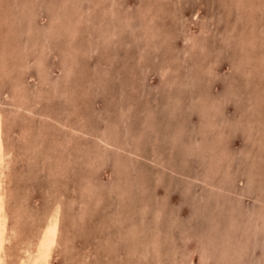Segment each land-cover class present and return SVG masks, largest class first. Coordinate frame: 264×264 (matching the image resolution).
<instances>
[{"label":"rangeland","instance_id":"rangeland-1","mask_svg":"<svg viewBox=\"0 0 264 264\" xmlns=\"http://www.w3.org/2000/svg\"><path fill=\"white\" fill-rule=\"evenodd\" d=\"M93 1L0 0L7 264L56 202L52 264H264V0Z\"/></svg>","mask_w":264,"mask_h":264},{"label":"bare ground","instance_id":"bare-ground-1","mask_svg":"<svg viewBox=\"0 0 264 264\" xmlns=\"http://www.w3.org/2000/svg\"><path fill=\"white\" fill-rule=\"evenodd\" d=\"M93 1V0H92ZM95 1V0H94ZM94 1H93V3H94ZM238 1V0H237ZM14 2V1H13ZM23 1H21V3H22ZM102 2H104V3H106L105 1H102ZM230 2V1H229ZM232 2H233V0H232ZM240 2H241V0H240ZM11 3V2H10ZM26 3H27V1H26ZM25 3V4H26ZM85 3V2H84ZM92 3V4H93ZM225 3H226V1H225ZM237 3H239V2H237ZM256 3V2H255ZM60 4V3H59ZM66 4V3H65ZM74 4V3H73ZM101 4V3H100ZM107 4V3H106ZM109 4V3H108ZM113 4V3H112ZM243 4V3H242ZM64 5V4H63ZM90 5V4H89ZM109 5H111V4H109ZM6 6V5H5ZM11 6V5H10ZM79 6V5H78ZM91 6V5H90ZM104 6H106V5H104ZM152 6V5H151ZM224 6V5H223ZM245 6V5H244ZM65 7V6H64ZM69 7V6H68ZM70 7H71V4H70ZM85 7V6H84ZM96 7V6H95ZM109 7V6H108ZM111 7H112V5H111ZM154 6H152V8H153ZM110 8V7H109ZM152 8H151V11H152ZM23 9V8H22ZM73 9V8H72ZM76 9V8H75ZM86 9V8H85ZM88 9H90V8H88ZM25 10V9H24ZM68 10H69V8H68ZM74 10V9H73ZM82 10V9H81ZM251 10V9H250ZM9 11H11V10H9ZM8 11V12H9ZM77 11V10H76ZM83 11H85V10H83ZM154 12H156V10H153ZM13 12V11H12ZM62 12V11H61ZM72 12V11H71ZM70 12V13H71ZM223 12V11H222ZM231 12V11H230ZM229 12V13H230ZM244 12V11H243ZM256 12V11H255ZM7 12H5V14H6ZM17 13V12H16ZM79 13V12H78ZM82 13V12H81ZM28 14V13H27ZM111 14V13H110ZM70 15H72V13L70 14ZM75 15V14H74ZM84 15V14H83ZM85 15H86V13H85ZM103 15V14H102ZM105 15V14H104ZM103 15V16H104ZM112 15V14H111ZM110 15V16H111ZM155 15V14H154ZM231 15V14H230ZM1 16V15H0ZM14 16H16V15H14ZM56 16V15H55ZM137 16V15H136ZM141 16V15H140ZM139 16V17H140ZM150 16V15H149ZM153 16V15H152ZM215 16V15H214ZM228 16V15H227ZM226 16V17H227ZM7 17V16H6ZM18 17H19V15H18ZM83 17V16H82ZM87 17V16H86ZM142 17V16H141ZM216 17V16H215ZM16 18H17V16H16ZM25 18H27V16L25 17ZM80 19H81V17H79ZM100 18V17H99ZM144 18V17H143ZM152 18V17H151ZM209 18V17H208ZM18 19V18H17ZM76 19V18H75ZM94 19V18H93ZM103 19H104V17H103ZM106 19V18H105ZM130 19V18H129ZM133 19V18H132ZM137 19V18H136ZM141 19V18H140ZM146 18H144V20H145ZM9 20V19H8ZM78 20V19H77ZM76 20V21H77ZM83 20H85V19H83ZM83 20H81V21H83ZM227 20V19H226ZM38 21V20H37ZM40 21V20H39ZM59 21H60V19H59ZM70 21V20H69ZM80 21V20H79ZM86 22H87V20H85ZM89 21V20H88ZM123 21V20H122ZM121 21V22H122ZM137 21V20H136ZM1 22V21H0ZM34 22V21H33ZM68 22V21H67ZM9 24H10V22H8ZM11 23H14V22H12V20H11ZM27 23V22H26ZM35 23V22H34ZM72 23H74V22H72ZM71 23V24H72ZM116 23V22H115ZM128 23V22H127ZM156 23V22H155ZM69 24V23H68ZM81 24V23H80ZM85 24V23H84ZM112 24H114V23H112ZM130 24V23H129ZM14 25H15V23H14ZM19 25H20V23H19ZM34 25V24H33ZM98 25V24H97ZM51 26V25H50ZM85 26V25H84ZM102 26V25H101ZM111 26H115V25H111ZM133 26V25H132ZM154 26H155V24H154ZM3 27H5L4 25H3ZM11 27H13L12 25H11ZM63 27H64V25H63ZM74 27V26H73ZM81 27V26H80ZM131 27V26H130ZM138 27V26H137ZM7 29H8V27H6ZM14 28V27H13ZM33 28V29H32ZM65 28V27H64ZM67 28V27H66ZM66 28H65V30H66ZM133 28V27H132ZM53 29V28H52ZM113 29V28H112ZM149 30H150V28H148ZM151 29H153L154 30V27H152ZM19 30V29H18ZM28 31H32V30H34V26L32 27V25L30 26H28V29H27ZM153 30H152V32H153ZM21 31H23V30H21ZM52 31V30H51ZM4 32V31H3ZM34 32V31H33ZM64 32V31H63ZM69 32V31H68ZM89 32V31H88ZM101 32V31H100ZM114 32V31H113ZM119 32V31H118ZM117 32V33H118ZM144 32V31H143ZM148 32V31H147ZM150 32V31H149ZM5 33V32H4ZM16 32H14V34H15ZM78 33V32H77ZM114 33H116V32H114ZM113 33V34H114ZM151 33V32H150ZM252 33V32H251ZM12 34V33H11ZM17 34V33H16ZM20 34H22V32L21 33H19V35ZM71 34V33H70ZM111 34H112V32H111ZM120 34V33H119ZM68 35V34H67ZM79 35V34H78ZM90 35V34H89ZM148 35H149V33H148ZM249 35V34H248ZM15 36V35H14ZM21 36V35H20ZM33 36V35H32ZM71 36V35H70ZM109 36V35H108ZM112 36V35H111ZM117 36V35H116ZM1 37V36H0ZM7 37V36H6ZM11 38H12V36H10ZM19 37V36H18ZM22 37V36H21ZM74 37V36H73ZM78 37V36H77ZM118 37V36H117ZM227 37H229V36H227ZM244 37V36H243ZM66 38V37H65ZM71 38V37H70ZM114 38H116V37H114ZM230 38H232V37H230ZM248 38V37H247ZM13 39V38H12ZM15 39V38H14ZM22 39V38H21ZM29 39V38H28ZM227 39H229V38H227ZM250 39V38H249ZM18 40H20V39H18ZM26 40V39H25ZM36 40V39H35ZM42 40V39H41ZM68 40V39H67ZM148 40V39H147ZM146 40V41H147ZM2 41V40H1ZM10 41V40H9ZM16 41V40H15ZM37 41V40H36ZM35 41V42H36ZM251 41V40H250ZM240 42V41H239ZM243 42V41H242ZM253 42V41H252ZM251 42V43H252ZM14 43V42H13ZM67 43V42H66ZM79 43V42H78ZM250 43V42H249ZM27 44V43H26ZM26 44H24L25 45V47L27 48V46H26ZM28 45H30V44H28ZM71 45V44H70ZM69 44L67 45V46H70ZM252 45H254V44H252ZM32 46V45H31ZM93 46V45H92ZM251 46V45H250ZM55 47V46H54ZM66 47V46H65ZM75 47V45H73V47H72V49ZM253 47V46H252ZM24 48V47H23ZM28 48H29V46H28ZM246 48V47H245ZM62 49V48H61ZM61 49H59V50H61ZM71 49V51H73ZM24 50H26V49H24ZM49 50H50V48H49ZM55 50V49H54ZM67 50H68V48H67ZM70 50V49H69ZM76 50V49H75ZM74 50V51H75ZM79 50V49H78ZM7 51V50H6ZM36 51V50H35ZM56 51V50H55ZM65 51V50H64ZM31 52V51H30ZM53 52V51H52ZM5 52H3V54H2V57H1V61H0V69H2L5 65H6V58H7V54L5 53ZM8 53V52H7ZM32 53V52H31ZM250 53V52H249ZM26 54V53H25ZM38 54V53H37ZM48 54V53H47ZM60 54V53H59ZM64 54V53H63ZM34 55V54H33ZM61 55V54H60ZM260 55V54H259ZM259 55L257 56V57H259ZM264 55V54H263ZM23 56V55H22ZM35 56V55H34ZM59 56V55H58ZM65 56V55H64ZM30 57H32V56H30ZM37 57V56H36ZM243 57V56H242ZM253 57V56H252ZM25 58V57H24ZM45 58V57H44ZM60 58V57H59ZM65 58V57H64ZM239 58V57H238ZM28 59V58H27ZM46 59H47V57H46ZM58 59V58H57ZM24 60V59H23ZM30 60H31V58H30ZM250 60V59H249ZM263 60V59H262ZM21 61V60H20ZM44 61V60H43ZM50 61V60H49ZM30 62V61H29ZM47 62V61H46ZM22 63V62H21ZM20 63V64H21ZM23 63H24V61H23ZM18 64V63H17ZM33 64V63H32ZM65 64V63H64ZM238 64V63H237ZM3 65V66H2ZM23 65V64H22ZM31 65V64H30ZM259 65V64H258ZM20 66V65H19ZM26 66H27V64H26ZM58 66H59V64H58ZM35 67V66H34ZM12 68H13V66H12ZM19 68V67H18ZM17 68V69H18ZM25 68H27L28 69V67H25ZM48 68V67H47ZM7 69V68H6ZM14 69V68H13ZM16 69V68H15ZM26 69V70H27ZM31 69V68H30ZM30 69H28V70H30ZM37 69V68H36ZM35 68H34V70H36ZM50 69V68H49ZM8 70H9V68H8ZM45 70H46V68H45ZM51 70V69H50ZM73 70V69H72ZM163 70V69H162ZM17 71V70H16ZM165 71V70H164ZM168 71V70H167ZM2 72V71H1ZM9 72H10V70H9ZM21 72V71H20ZM26 72V71H25ZM24 72V73H25ZM166 72V71H165ZM12 73H13V71H12ZM19 73V72H18ZM17 73V74H18ZM23 73V72H22ZM41 73V72H40ZM51 73H53V72H51ZM73 73V72H72ZM10 74H11V72H10ZM38 74V73H37ZM4 75V74H3ZM35 75H36V72H35ZM39 75V74H38ZM2 76V75H1ZM0 76V77H1ZM6 76V75H5ZM20 76V75H19ZM43 76H45V75H43ZM15 77V76H14ZM17 78H18V76H16ZM52 77H54V76H52ZM2 78V77H1ZM5 78V77H4ZM20 78V77H19ZM18 78V79H19ZM50 78H51V76H50ZM70 78V77H69ZM65 79V78H64ZM71 79V78H70ZM92 79V78H91ZM2 80V79H1ZM14 80V79H13ZM39 80H40V78H39ZM51 80V79H50ZM54 80V79H53ZM5 81V80H4ZM10 81V80H9ZM16 81H19V80H15V82ZM13 81L11 80V83H12ZM14 83V82H13ZM23 83V82H22ZM18 84H21V83H18ZM38 84V83H37ZM52 84V83H51ZM94 84V83H93ZM39 85V84H38ZM8 86V85H7ZM38 87V86H37ZM19 89V88H18ZM48 89V88H47ZM26 90V89H25ZM24 90V91H25ZM66 90H67V88H66ZM12 93H13V91H11ZM66 92V91H65ZM10 93V92H9ZM15 93V92H14ZM20 93V92H19ZM67 93V92H66ZM16 94V93H15ZM20 94H22V93H20ZM233 94V93H232ZM17 95V94H16ZM23 95V94H22ZM19 96L20 97V99L21 98H23V96ZM66 95V94H65ZM17 98V97H16ZM227 98V97H226ZM11 99H14V98H11ZM100 99V98H99ZM21 100H23V99H21ZM28 101V100H27ZM49 102H50V100H49ZM52 102V101H51ZM53 103V102H52ZM51 103V104H52ZM10 105H11V103H10ZM9 105V106H10ZM40 105V104H39ZM50 105V104H49ZM53 106V105H52ZM70 106V105H69ZM14 107H15V111H24V109H25V111H27V112H29L30 113V111H31V109L30 108H27L26 107V102H23V101H20V103L18 102V103H14ZM53 107H55V106H53ZM251 107V106H250ZM77 108V107H76ZM51 109V108H50ZM78 109V108H77ZM187 109V108H186ZM55 110V109H54ZM53 110V111H54ZM67 110H69V109H67ZM80 110V109H79ZM253 110V109H252ZM14 111V110H13ZM51 111V110H50ZM67 112V111H66ZM73 112H74V110H73ZM77 112V111H76ZM79 112V111H78ZM80 112H82L81 110H80ZM79 112V113H80ZM49 113V112H48ZM54 113V112H53ZM75 113V112H74ZM83 113V112H82ZM82 113H80V115L82 114ZM251 113V112H250ZM41 114V113H40ZM51 114V113H50ZM49 114V116H51ZM57 114V113H56ZM84 114V113H83ZM166 114V113H165ZM48 115V114H47ZM69 115V114H68ZM76 115V114H75ZM79 115V114H78ZM14 116V115H13ZM39 116V115H38ZM46 116V115H45ZM57 116V115H56ZM55 116V117H56ZM60 116H62V115H60ZM82 116V115H81ZM55 117H54V119H55ZM78 117H80V116H78ZM250 117V116H249ZM59 118V117H58ZM58 118H57V120H58ZM81 118V117H80ZM32 119V118H31ZM41 119V118H40ZM49 119H50V117H49ZM49 119H47L46 121L48 122V120ZM8 120V119H7ZM10 120V119H9ZM248 120H252V119H248ZM25 121V120H24ZM23 121V122H24ZM42 121V120H41ZM51 121V120H50ZM63 121V120H62ZM66 121V120H65ZM69 121V120H68ZM71 121V120H70ZM75 121V120H74ZM81 121V120H80ZM242 123H246V121L245 122H243L242 120H240ZM253 121V120H252ZM5 122H7V121H5V118H4V111H2V109L0 108V264H7V256H8V254H7V249H8V244L12 241V237L13 236H17V230H18V227L20 226H18V220H14V221H11V217H10V215H11V213L9 212V210H8V207H7V196H8V189H7V179H8V176H9V172H8V170H9V166H10V162H11V158H12V155H13V150H12V148L8 145V143H7V141L9 140V138H8V136H6V135H8V133H10V132H8V131H11L12 132V130L10 129V130H6L5 129V125H6V123ZM23 122H22V124H23ZM33 122V121H32ZM43 122V121H42ZM45 122V121H44ZM254 122V121H253ZM258 122V121H257ZM9 123V122H8ZM7 123V124H8ZM25 123V122H24ZM46 123V122H45ZM51 123H52V121H51ZM218 123V122H217ZM239 123V122H238ZM250 123H252V122H250ZM264 123V122H263ZM10 124H13V123H10ZM27 124V123H26ZM53 124V123H52ZM59 124V123H58ZM68 124V123H67ZM115 124H116V121H115ZM117 124H119V123H117ZM116 124V125H117ZM220 124V123H219ZM240 124V123H239ZM259 124V123H258ZM257 124V125H258ZM45 125V124H44ZM60 125V124H59ZM111 125H112V122H111ZM205 126H206V124H204ZM248 125H250V124H248ZM255 125V124H254ZM252 126L253 128H257V127H255V126ZM46 126V125H45ZM47 126L49 127L50 125H48V123H47ZM55 126H56V124H55ZM54 126V127H55ZM87 126V125H86ZM105 126V125H104ZM103 126V127H104ZM115 126V125H114ZM117 126H119V125H117ZM116 126V128H118ZM245 126H247V123L245 124ZM251 126V125H250ZM261 126H263V125H261ZM260 126V127H261ZM38 127H39V125H38ZM42 127V126H41ZM44 127V126H43ZM53 127V126H52ZM53 127V128H54ZM108 127V126H107ZM113 127V126H112ZM259 127V128H260ZM7 128V127H6ZM9 128V127H8ZM11 128V127H10ZM14 128V127H13ZM33 128V127H32ZM31 127H30V129H32ZM50 128V127H49ZM56 128V127H55ZM54 128V129H55ZM61 128V127H60ZM60 128L58 127V129H59V132H60ZM67 128H68V126H67ZM70 128V127H69ZM74 128V127H73ZM72 128V129H73ZM213 128V127H212ZM246 128V127H245ZM244 128V129H245ZM248 128V127H247ZM35 129V128H34ZM47 129V128H46ZM57 129V128H56ZM57 129V130H58ZM76 129H77V127H76ZM87 129V128H86ZM108 129V128H107ZM111 129V128H110ZM112 129H114V128H112ZM119 129H121V127H119ZM264 129V128H263ZM14 130V129H13ZM47 130H49V129H47ZM57 130H54V131H57ZM78 130V129H77ZM85 130V129H84ZM100 130V129H99ZM247 130V129H246ZM252 130H254V129H252ZM8 133H7V132ZM15 131V130H14ZM30 131V130H29ZM63 131V130H62ZM71 131V130H70ZM73 131V130H72ZM76 131V130H75ZM96 131V130H95ZM101 131V130H100ZM102 131L104 132V130L102 129ZM102 131H101V133H102ZM106 131V130H105ZM111 131V130H110ZM117 131V130H116ZM249 131V130H248ZM256 131V130H255ZM257 131H258V129H257ZM263 131V130H262ZM58 132V131H57ZM66 132V131H65ZM97 132V131H96ZM112 132V131H111ZM114 132V131H113ZM125 132H126V130H125ZM225 132V131H224ZM228 132V131H227ZM230 132V131H229ZM259 132V131H258ZM61 133V132H60ZM78 133V135H79V133H82V132H77ZM85 133H86V131H85ZM117 133V132H116ZM119 133V132H118ZM127 133V132H126ZM231 133V132H230ZM19 134V133H18ZM84 134V133H83ZM104 134H105V132H104ZM112 134H114V133H112ZM12 135H14V134H12ZM37 135V134H36ZM53 135V134H52ZM86 135V134H85ZM257 135H259V134H257ZM40 136V135H39ZM81 136H82V134H81ZM97 136V135H96ZM108 136V135H107ZM119 136V135H118ZM124 136V135H123ZM220 136V135H219ZM28 137V136H27ZM49 137V136H48ZM99 137V136H98ZM111 137V136H110ZM110 137L108 138V139H110ZM114 137H116V134L114 135ZM18 138V137H17ZM21 138V137H20ZM58 138H59V136H58ZM118 138V137H117ZM122 138V137H121ZM125 138V137H124ZM216 138H217V135H216ZM220 138H221V136H220ZM258 138H261L260 136L258 137ZM23 139V138H22ZM33 139V138H32ZM95 139V138H94ZM108 139H99V141L101 142V143H104L105 145H108V146H112L113 144H111V142L108 140ZM113 139V138H112ZM119 139V138H118ZM252 139V138H251ZM23 140H25V138L23 139ZM63 140V139H62ZM75 140V139H74ZM76 140H78V138L76 139ZM114 140V139H113ZM214 140V139H213ZM224 140V139H223ZM248 140H249V138H248ZM255 140H256V138H255ZM20 141V140H19ZM61 141V140H60ZM94 141V140H93ZM218 141V140H217ZM227 140H225V142H226ZM79 142V141H78ZM127 142V141H126ZM20 143H21V141H20ZM62 143V142H61ZM60 143V144H61ZM95 144H96V142H94ZM216 143V142H215ZM224 143V142H223ZM67 144H69V143H67ZM220 144V143H219ZM219 144H218V147H219ZM82 145V144H81ZM39 146V145H38ZM80 146V143H79V145L77 146V147H79ZM90 146V145H89ZM92 146V145H91ZM90 146V147H91ZM94 146V145H93ZM96 147H97V144L95 145ZM101 146V145H100ZM89 147V148H90ZM116 147V146H115ZM121 147V146H120ZM217 147V146H216ZM264 147V146H263ZM31 148H33V147H31ZM59 148H60V146H59ZM102 148V147H101ZM111 148V147H110ZM114 148V147H113ZM225 148V147H224ZM53 149V148H52ZM61 149V148H60ZM79 149V148H78ZM59 150V149H58ZM28 151V150H27ZM31 152V151H30ZM45 152V151H44ZM68 152V151H67ZM100 152V151H99ZM19 153H20V151H19ZM22 153V152H21ZM21 153H20V157H22L21 156ZM61 153H62V151H61ZM64 154V153H63ZM94 154V153H93ZM102 154V153H101ZM216 154H217V152H216ZM24 155V154H23ZM27 155V154H26ZM30 155V154H29ZM28 155V156H29ZM44 155V154H43ZM49 155V154H48ZM54 155H55V153H54ZM61 156V155H60ZM65 156V155H64ZM90 156V155H89ZM100 156V155H99ZM217 156V155H216ZM215 156V157H216ZM230 156V155H229ZM263 156V155H262ZM261 156V157H262ZM17 157H19V156H17ZM34 157V156H33ZM36 157V156H35ZM55 157H57V156H55ZM224 157V156H223ZM43 158V157H42ZM47 158V157H46ZM90 158V157H89ZM88 158V159H89ZM92 158V157H91ZM100 158H101V156H100ZM230 158V157H229ZM21 159V158H20ZM37 159V158H36ZM35 159V160H36ZM38 159H40V158H38ZM45 159V158H44ZM43 159V160H44ZM72 159V158H71ZM104 159H106V158H104ZM227 159V158H226ZM22 160V159H21ZM43 160L41 161V162H43ZM48 160V159H47ZM78 160H79V158H78ZM81 160V159H80ZM93 160V159H92ZM264 160V159H263ZM28 161H31V160H28ZM32 161H34V160H32ZM55 161H57V160H55ZM60 161V160H59ZM69 161H70V159H69ZM68 161V162H69ZM72 161H73V159H72ZM96 161V160H95ZM48 162H49V160H48ZM67 162V161H66ZM71 162V161H70ZM76 162V161H75ZM79 162H81V161H78V162H76L77 164L79 163ZM22 163H23V161H22ZM24 163H25V160H24ZM30 163V162H29ZM29 163H26V164H29ZM35 163H37V160H36V162ZM44 163V162H43ZM72 163V162H71ZM74 163V162H73ZM91 163V162H90ZM96 163V162H95ZM261 163H262V161H261ZM30 164H33V163H30ZM52 164V163H51ZM64 164V163H63ZM66 164V163H65ZM68 164H70V163H68ZM75 164V163H74ZM73 164V165H74ZM76 164V165H77ZM253 164V163H252ZM25 165V164H24ZM35 165V164H34ZM36 165H38V164H36ZM48 165V164H47ZM58 165V164H57ZM71 165V164H70ZM72 165V166H73ZM75 165V166H76ZM263 165V164H262ZM28 166V165H27ZM31 166V165H30ZM33 166V165H32ZM42 166H44V165H42ZM46 166V165H45ZM54 167H55V165H53ZM53 166H51V167H53ZM72 166H70L69 168H71ZM91 166V165H90ZM264 166V165H263ZM34 167H38L39 168V166H34ZM41 167V166H40ZM50 167V168H51ZM65 167H67V166H65ZM30 168V167H29ZM42 168V167H41ZM64 168V167H63ZM68 168V169H69ZM76 168V167H75ZM74 168V169H75ZM97 168V167H96ZM58 169V168H57ZM251 169V168H250ZM22 170V169H21ZM33 170V169H32ZM37 170V169H36ZM60 170V169H59ZM63 170V169H62ZM213 170V169H212ZM219 170V169H218ZM44 171V169L42 170V172ZM56 171V170H55ZM27 172V171H26ZM41 172V171H40ZM53 171L51 170V173H52ZM66 172V171H65ZM47 173H49V172H47ZM58 173V172H57ZM57 173H55V174H57ZM68 173V172H67ZM76 173V172H75ZM216 173V172H215ZM33 174V173H32ZM32 174H30V175H32ZM34 174H35V172H34ZM54 174V173H53ZM53 174H51V175H53ZM85 174H86V172H85ZM218 174V173H217ZM261 174V173H260ZM27 175H29V174H27ZM29 175V176H30ZM36 175H39L38 173H36ZM68 175H69V173H68ZM259 175V174H258ZM263 175V174H262ZM28 176V177H29ZM35 176V175H34ZM55 176V175H54ZM60 176V175H59ZM87 176V175H86ZM53 176H51L50 178H52ZM63 177V176H62ZM71 177V176H70ZM84 177H85V175H84ZM83 177V178H84ZM22 178H23V176H22ZM27 178V177H26ZM30 178V177H29ZM31 178H34L33 176L31 177ZM36 178V177H35ZM58 178V177H57ZM68 178V177H67ZM82 178V179H83ZM92 178V177H91ZM24 179V178H23ZM55 179V178H54ZM59 179V178H58ZM61 179V178H60ZM59 179V180H60ZM75 179H77V178H75ZM79 179H81V178H79ZM85 179V178H84ZM84 179L82 180V182H84ZM51 180V179H50ZM56 180V179H55ZM58 180V181H59ZM92 180V179H91ZM258 180V179H257ZM62 181H64V180H61V183H62ZM65 181H66V179H65ZM67 181H68V179H67ZM79 181H81V180H79ZM20 182H22V181H20ZM34 182H35V180H34ZM50 182H52V180L50 181ZM70 182H72L71 181V179L69 180V183ZM75 182V181H74ZM86 182H88V181H86ZM121 182V181H120ZM263 182V181H262ZM64 183V182H63ZM77 183V182H76ZM259 183V182H258ZM261 183V182H260ZM17 184V183H16ZM24 184V183H23ZM22 184V185H23ZM47 184V183H46ZM66 184H67V182H66ZM74 184V183H73ZM25 185V184H24ZM23 185V186H24ZM48 185V184H47ZM75 185V184H74ZM79 184H77V186H78ZM81 186H83V184L81 185ZM95 186V185H94ZM121 186H123V185H121ZM25 187V186H24ZM67 187L68 186H66L65 188L67 189ZM125 187V186H124ZM62 188V187H61ZM64 188V189H65ZM69 188V187H68ZM83 188V187H82ZM82 188H80V189H82ZM86 188V187H85ZM90 188V187H89ZM26 189V188H25ZM24 189V190H25ZM51 189H52V187H51ZM63 189V188H62ZM65 189V190H66ZM75 189V188H74ZM78 189V188H77ZM97 189V188H96ZM118 189H120V188H118ZM127 189V188H126ZM69 190V189H68ZM83 190V189H82ZM81 190V191H82ZM85 190V189H84ZM83 190V191H84ZM86 190H89V189H86ZM26 191V190H25ZM81 191H79V189H78V192H81ZM129 191V190H128ZM45 192H47V190L45 191ZM52 192H53V190H52ZM74 192V191H73ZM53 193H55V192H53ZM84 193V192H83ZM89 194H91V192H88ZM128 193V192H127ZM75 194V193H74ZM78 194V193H77ZM89 194H87V192L86 193H84V195H89ZM94 194V193H93ZM80 195V194H79ZM73 196V195H72ZM83 196V195H82ZM90 196H92V195H90ZM81 197V196H80ZM84 197V196H83ZM89 197V196H88ZM87 197V198H88ZM97 197V196H96ZM69 198V197H68ZM89 198H91V197H89ZM93 198V197H92ZM67 199V198H66ZM70 199V198H69ZM101 199V198H100ZM259 199V198H258ZM57 200V199H56ZM64 200V199H63ZM79 200V199H78ZM77 200V201H78ZM83 200H87V199H85V197H84V199ZM82 200V201H83ZM90 200H94V199H90ZM183 200V199H182ZM81 201V202H82ZM36 202V201H35ZM69 202V201H68ZM79 202V201H78ZM85 202V201H84ZM88 202H89V199H88ZM96 201L94 200V204H96L95 203ZM99 202H101V201H99ZM161 203V202H160ZM74 204V203H73ZM71 205H72V203H71ZM76 205V204H75ZM80 205H82L83 206V204H80ZM87 204H85V206H86ZM88 205H89V203H88ZM91 205V204H90ZM82 206H80V208H79V206H78V208L81 210L82 209ZM117 206V205H116ZM263 206H264V202H263ZM46 207H48V205L46 206ZM51 207V206H50ZM72 207V206H71ZM70 207V209H72ZM77 208V209H78ZM194 208V207H193ZM197 208V207H196ZM17 209H19V211H21V209L19 208V207H17ZM47 209V208H46ZM122 209V208H121ZM120 209V210H121ZM61 210H62V208H61V205H60V203L59 202H56L55 204H54V206L51 208V210L47 213V215L45 216V218H44V221H43V223H42V225H40L39 226V228H38V233H37V235L35 236V237H33V238H31V239H29L28 240V242H29V244L26 246V248H24V250H23V252H24V254L21 256V257H19V259H18V263H16V264H52V262H51V257H52V253H53V251H54V248H55V246L57 245V242H58V237H59V233H60V222H61ZM18 211V212H19ZM23 211V210H22ZM41 211V210H40ZM46 211V210H45ZM63 212V211H62ZM82 212V211H81ZM80 212V213H81ZM119 212V211H118ZM124 212V211H123ZM156 212V211H155ZM17 213V212H16ZM78 213V212H77ZM84 213V212H83ZM116 213V212H115ZM82 214V213H81ZM88 214H90V213H88ZM118 214H120V213H118ZM122 214V213H121ZM247 214V213H246ZM64 215V214H63ZM78 215V214H77ZM83 215V214H82ZM123 215V214H122ZM122 215H121V217H122ZM159 215V214H158ZM235 215V214H234ZM65 216V215H64ZM84 216V215H83ZM115 216V215H114ZM86 217V216H85ZM120 217V216H119ZM155 217H157V216H155ZM114 218V217H113ZM116 218V217H115ZM241 218V217H240ZM252 218V217H251ZM80 219H82V218H80ZM121 219V218H120ZM119 219V220H120ZM112 220H114V219H112ZM111 220V221H112ZM122 220H123V218H122ZM125 220H126V218H125ZM118 222V221H117ZM120 222V221H119ZM124 222L122 221V224H123ZM234 223H235V221H234ZM120 224H121V222H120ZM241 225V224H240ZM21 227V226H20ZM71 227H72V225H71ZM125 228H126V226H124ZM23 228V227H22ZM63 228V227H62ZM130 230H131V227H130ZM132 232V231H131ZM225 232V231H224ZM130 233V232H129ZM61 234V233H60ZM62 235V234H61ZM64 237V236H63ZM66 238V237H65ZM61 239H64V238H61ZM69 242V241H68ZM236 244V243H235ZM68 247V246H67ZM70 247V246H69ZM207 248V247H206ZM222 249V248H221ZM9 252H10V250H8ZM66 251H67V249H66ZM156 251V250H155ZM236 251V250H235ZM21 254H22V252H21ZM241 255V254H240ZM11 256V255H10ZM16 257V256H15ZM72 257V256H71ZM82 258V257H81ZM218 259V258H217ZM9 260V259H8ZM16 260H17V258H16ZM80 260V259H79ZM15 261V260H14ZM81 262V261H80ZM14 263V262H13ZM12 263V264H13ZM11 264V263H10ZM80 264H82V263H80ZM234 264V263H233Z\"/></svg>","mask_w":264,"mask_h":264}]
</instances>
